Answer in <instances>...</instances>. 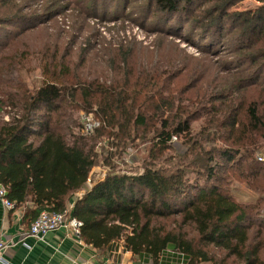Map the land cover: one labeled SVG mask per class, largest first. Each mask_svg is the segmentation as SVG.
<instances>
[{
	"label": "trees",
	"instance_id": "16d2710c",
	"mask_svg": "<svg viewBox=\"0 0 264 264\" xmlns=\"http://www.w3.org/2000/svg\"><path fill=\"white\" fill-rule=\"evenodd\" d=\"M60 1H48L44 10L63 11ZM150 1L151 12L161 16L160 32L181 38L171 31L175 16L206 44L203 52L216 54L221 46L229 55L214 61L215 84L190 97L192 86H179L173 67L129 66L128 49L120 80H68L71 70L62 67L65 74L33 90L9 91L0 110L11 105L16 112L0 119V183L17 206L32 203L35 218L48 210L79 219L82 239L102 251L122 243L134 255L154 259L171 249L188 264H228L232 256L241 264H264V213L258 204L236 200L221 173L227 164L264 169V161L251 157L264 141V0L245 10H232L243 0ZM28 20L0 16V32ZM251 88L259 90L261 103L246 99ZM74 109L100 121L92 134L81 133ZM104 136L115 137L119 153L133 141L151 142L148 157L140 173H121L106 156L112 171L89 189L88 176L99 162L95 147ZM173 137L183 142L175 145ZM171 149L180 157L171 162L178 163L159 165ZM175 216L178 225L170 229L163 220ZM214 248L224 257L218 259Z\"/></svg>",
	"mask_w": 264,
	"mask_h": 264
},
{
	"label": "rangeland",
	"instance_id": "374dc122",
	"mask_svg": "<svg viewBox=\"0 0 264 264\" xmlns=\"http://www.w3.org/2000/svg\"><path fill=\"white\" fill-rule=\"evenodd\" d=\"M48 1L0 0V5L3 4L0 16L17 14L18 17L25 15L30 19L22 26L11 25L6 31L0 32V41L3 42L0 45V98L5 102L9 91L19 88H22L21 91L25 88L33 90L50 76L65 74V71H60L62 67L71 70L65 76L68 80L82 78L90 82L98 79L108 83L120 80L126 66L122 62V53L128 49L131 50L129 66L149 69L159 67L162 70L173 67L180 74L179 86H192L188 93L194 98L197 91H207L209 84H215L213 79L219 71L214 61H222L229 56L225 51L222 52L221 46L216 48V54L203 52L201 49L206 44L194 35L196 32H190L189 25L180 27L183 22L175 16H171V31L181 38L160 32L163 25L161 16L151 12L150 0H61L63 11L57 6L59 12L55 14L51 10H44ZM259 5L257 0H243L232 10L255 9ZM246 97L248 101L257 98L261 103L262 100L259 90L253 88ZM260 111H264L262 103ZM15 112L16 109L11 105H5L0 110V119H9ZM86 114L89 113L84 109H74V116L81 123L83 134L81 120ZM173 141L175 145L183 142L177 137H173ZM115 142L114 136L100 138L95 147L99 162L94 167L108 168L107 174L112 171V167L104 162L105 157L111 154L116 171L140 173L151 142L141 139L133 141L122 153H119L120 148ZM183 149L185 146L181 145L180 150ZM252 152V159L258 160V155L264 154V141ZM175 156L180 159L172 149L165 152L159 165L172 167V164L178 163V160L171 162ZM233 165L227 164L221 172L226 177L232 195L243 204H258L264 213V169L258 172L248 165ZM85 190L77 191L75 199L81 197ZM177 219L176 216L170 217L164 219L163 223L170 229L176 228ZM183 229L195 236L191 226L186 225ZM213 250L218 259L226 253L218 248ZM228 264L241 263L232 256Z\"/></svg>",
	"mask_w": 264,
	"mask_h": 264
},
{
	"label": "crops",
	"instance_id": "0c3cea01",
	"mask_svg": "<svg viewBox=\"0 0 264 264\" xmlns=\"http://www.w3.org/2000/svg\"><path fill=\"white\" fill-rule=\"evenodd\" d=\"M32 207L33 204L28 203L8 209L0 201V240L7 244L0 256L6 264H188L186 256L171 249L158 259L145 254L134 255L122 243L111 251H102L72 234L65 226L38 239L30 235L35 219L30 211Z\"/></svg>",
	"mask_w": 264,
	"mask_h": 264
},
{
	"label": "built area",
	"instance_id": "2783aa9c",
	"mask_svg": "<svg viewBox=\"0 0 264 264\" xmlns=\"http://www.w3.org/2000/svg\"><path fill=\"white\" fill-rule=\"evenodd\" d=\"M93 116V117H92ZM83 131L86 134H92L95 129L100 125V121L95 118L92 113L86 114V117L82 118ZM259 161H264V154L258 155ZM0 201L8 209H14L17 207L16 202L10 200L7 197L6 187L0 183ZM72 205H70L71 207ZM69 207V208H70ZM83 223L75 217H69L67 212L48 211L42 210L39 215L33 220L30 227V235L42 239L44 236L52 230L65 226L68 231L82 238L81 227ZM6 241L0 240V254L1 251L6 248ZM7 261L0 256V264H6Z\"/></svg>",
	"mask_w": 264,
	"mask_h": 264
},
{
	"label": "water",
	"instance_id": "95a60500",
	"mask_svg": "<svg viewBox=\"0 0 264 264\" xmlns=\"http://www.w3.org/2000/svg\"><path fill=\"white\" fill-rule=\"evenodd\" d=\"M108 169V168H107ZM104 167H94L87 179L86 185L89 189L95 188L99 183L103 182L106 178V170Z\"/></svg>",
	"mask_w": 264,
	"mask_h": 264
}]
</instances>
